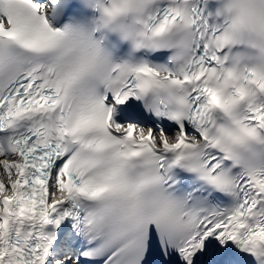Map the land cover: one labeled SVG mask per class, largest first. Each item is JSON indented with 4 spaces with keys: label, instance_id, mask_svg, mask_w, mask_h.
<instances>
[{
    "label": "snow or ice",
    "instance_id": "obj_1",
    "mask_svg": "<svg viewBox=\"0 0 264 264\" xmlns=\"http://www.w3.org/2000/svg\"><path fill=\"white\" fill-rule=\"evenodd\" d=\"M0 264H264V0H0Z\"/></svg>",
    "mask_w": 264,
    "mask_h": 264
}]
</instances>
